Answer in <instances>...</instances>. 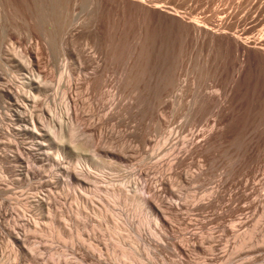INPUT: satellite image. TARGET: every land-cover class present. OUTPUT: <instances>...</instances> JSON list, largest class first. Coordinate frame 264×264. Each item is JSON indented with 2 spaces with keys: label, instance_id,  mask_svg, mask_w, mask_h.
<instances>
[{
  "label": "rangeland",
  "instance_id": "374dc122",
  "mask_svg": "<svg viewBox=\"0 0 264 264\" xmlns=\"http://www.w3.org/2000/svg\"><path fill=\"white\" fill-rule=\"evenodd\" d=\"M263 4L264 0H0V264H264V71L253 66L239 78L234 46L212 44L194 34L187 40L181 19L179 23V17L153 6L209 20L213 26L223 19L234 24L232 34L240 35L264 17ZM258 30L261 27L252 28L250 39L260 35ZM19 50L24 57L16 55ZM27 51L36 60L30 65L32 72L37 71L44 85L35 93V115L46 117L43 129L48 130L67 92L73 136L65 132L43 140L22 121L17 105L26 96L19 87L29 71L22 66L29 64ZM167 71L171 79L164 76ZM173 77L174 84H180L175 89ZM8 87L18 90L19 103L7 94ZM194 95H204L198 97L201 106L198 99L193 102ZM193 109L199 113L194 124ZM30 123L38 125L35 119ZM225 125L226 133L221 129ZM207 127L224 136L202 152L187 147L189 139L208 135L212 129ZM176 156L182 161L171 167ZM67 171H77L78 179ZM192 175L197 180H191ZM136 178L149 186L139 192L149 201L153 198L152 204H138L137 194L127 192ZM204 204L209 208L201 209Z\"/></svg>",
  "mask_w": 264,
  "mask_h": 264
},
{
  "label": "bare ground",
  "instance_id": "6f19581e",
  "mask_svg": "<svg viewBox=\"0 0 264 264\" xmlns=\"http://www.w3.org/2000/svg\"><path fill=\"white\" fill-rule=\"evenodd\" d=\"M141 1H143L144 2V0H141ZM255 2H257V1H255ZM264 5V4H263ZM155 8H159L160 10H163V11H165V12H167V13H169V14H171L172 16H174V17H179V23H180V19H181V24L183 25V29H184V31H185V35H186V37H187V40H188V38L192 35V34H194V35H196V37L200 40V39H203V40H205V39H210L211 41H212V44H214L213 43V41H215V42H217L219 45H221V46H224V47H226V48H230V47H232V46H234L236 49V54L238 55V57H239V60H240V62H239V70H238V72H236V73H238V76H239V78H241L242 76H244L245 75V73L246 72H248L249 71V69L251 68V67H253V66H256V67H259L260 68V70L261 71H264V17L263 18H261V19H259L255 24H254V26L253 27H250V26H252V25H250L249 27H245L244 29H243V31L240 33V35H235V34H232L231 32H233L232 30H233V27H234V24H228L227 22H225L223 19L221 20V22H219L217 25H215V26H213L211 23H210V21L209 20H201V19H198V18H192V17H186L185 15H181V14H179L178 13V11H176L177 13H174V12H168V10H166V9H164L163 8V6H159V5H153ZM254 6V5H253ZM250 8V7H249ZM262 8V7H261ZM226 12V11H225ZM232 12V11H231ZM248 13V12H247ZM220 16V15H219ZM227 16V15H226ZM222 17H223V15H222ZM257 17V16H256ZM225 18V17H224ZM176 19V18H175ZM221 19V18H220ZM253 20V19H252ZM230 21H231V19H230ZM251 22V21H250ZM256 26H258V27H261V30L259 31L260 32V35L259 36H257V37H255V38H253V39H250V37H249V35H250V33L252 32V28H254V27H256ZM239 27V26H238ZM96 28V27H95ZM97 30V29H96ZM238 30H241V29H238ZM231 31V32H230ZM98 32H100V31H98ZM234 32H236V31H234ZM258 33V32H257ZM183 35V34H182ZM184 36V35H183ZM251 36V35H250ZM256 36V35H255ZM196 38V39H197ZM182 41H184V39L182 40ZM199 43H200V41H199ZM108 47V46H107ZM110 47V46H109ZM181 48V47H180ZM184 48V47H183ZM196 48H197V46H196ZM212 48V47H211ZM108 50H109V48H107ZM26 50V49H25ZM33 50V49H32ZM108 50H106L107 52V54L109 53V51ZM17 51V50H16ZM28 51H29V49H28ZM26 52V54L28 55L27 56V58L29 59V64L26 66V63H25V65H22L23 66V68L24 69H26V70H29L28 71V75H25L24 77H21L22 78V81L20 82L21 83V85H20V87L19 88H21V90H23V92L25 91V94H26V96L24 97V99L23 100H21V104H18L17 106L20 108V115H22V114H24L23 116H21V119H22V121H24V123H25V126L26 125H28L29 127V129L30 130H32V131H35L36 133H37V136L41 139V138H43V140H45L47 137L48 138H54L55 139V136H58L59 134H60V136H61V134H64V135H66L65 134V132H68L69 133V136H73L74 135V128H73V124H72V119H71V114H70V110H71V106H70V103H69V101H68V93L66 92L65 93V99H66V102H65V105L63 106V108L61 109L62 111H61V113H60V115L58 114V112H56V114H54L53 116H52V118H51V123H49L47 126H48V130H45V129H43L44 128V123H45V118H41L40 116H38V114L37 115H35V113H34V111H35V108H36V106L38 105V102H39V99H37V96L35 95V93H37V95H38V92H40L42 89H43V86L44 85H42V79H41V77L40 76H38L36 73H37V71H35V74L37 75H35L32 71H33V69H31V66L32 65H35V59H34V57L30 54H28V53H30V52ZM34 51V50H33ZM183 52V51H182ZM17 54L16 55H19V57H24V54H22V53H25V52H21V50H19L18 52H16ZM36 53V52H35ZM38 53V52H37ZM15 54V53H14ZM39 54V53H38ZM106 54V55H107ZM37 56V55H36ZM96 56V55H95ZM103 56V55H102ZM101 56V57H102ZM108 56H109V54H108ZM18 57V58H19ZM26 57V56H25ZM89 58H90V56H88ZM93 58H94V56H92ZM92 57H91V59H92ZM98 57H99V55H98ZM97 57V58H98ZM84 58V57H83ZM87 58V57H86ZM85 58V59H86ZM209 58V57H208ZM90 59V60H91ZM95 59V58H94ZM94 59L92 60V63H94L93 61H94ZM187 59V58H186ZM108 60H110V59H108ZM130 60V59H129ZM159 60V59H158ZM184 60V59H183ZM209 60V59H208ZM87 61H89V59L87 60ZM218 61V60H217ZM23 62V61H22ZM39 62V61H38ZM41 62V61H40ZM97 62V61H96ZM98 62H100L99 60H98ZM97 62V64H99ZM88 63H91V62H88ZM215 63V62H214ZM164 64H166V63H164ZM173 64V63H172ZM191 64H192V62H191ZM31 65V66H30ZM68 65V64H67ZM81 65V64H80ZM99 66V65H98ZM102 66V65H101ZM228 66V65H227ZM33 67V66H32ZM38 67H40L39 65H38ZM64 67V66H63ZM66 67V66H65ZM97 67V66H96ZM95 67V68H96ZM94 68V67H93ZM170 68V67H169ZM169 68H168V70H169ZM61 69V68H60ZM67 69H68V67H67ZM171 69H172V71H173V67H171ZM177 69V68H176ZM188 69H190V68H188ZM235 69H236V67H235ZM36 70V69H35ZM38 70V69H37ZM31 71V72H30ZM65 71V70H64ZM97 71V70H96ZM171 71V70H170ZM171 71V72H172ZM212 71V70H211ZM219 71V70H218ZM235 71V70H234ZM39 72V71H38ZM174 72H176V71H174ZM64 73V72H63ZM94 73H96V72H94ZM104 73V72H103ZM102 73V74H103ZM177 73V72H176ZM235 73V74H236ZM3 74V73H2ZM42 74V73H41ZM44 74V73H43ZM96 74H98V73H96ZM102 74L100 73V78L101 77H103L102 76ZM166 75L167 74H169V71H167V73H165ZM214 74H217V73H214ZM39 75H40V73H39ZM70 75V74H69ZM159 75V74H158ZM164 75L165 77H169L170 75H171V73H170V75ZM224 75V74H223ZM4 76V75H3ZM88 76V75H87ZM98 75H96V77H97ZM161 76V75H160ZM177 76V75H176ZM235 75H233V77H234ZM90 77V76H89ZM6 78V77H5ZM44 78H45V75H44ZM163 78V77H162ZM174 78V80H173V85H171V84H169V85H171V86H173V88L175 89V86L177 85H179L180 86V84H174V81H176V79H175V77H173ZM213 78V77H212ZM212 78H211V80H212ZM236 78V77H235ZM7 79V78H6ZM46 79V78H45ZM44 79V80H45ZM64 79V78H63ZM70 79V78H69ZM103 78H101L100 80H102ZM168 79H171V78H168ZM217 79V78H216ZM220 79V78H219ZM232 79H234V78H232ZM10 80V79H9ZM71 80V79H70ZM73 80V79H72ZM237 80V79H236ZM13 80H11V82H12ZM63 81H66L65 79L63 80ZM103 81H104V79H103ZM168 81V80H167ZM188 80L186 79V81H185V83L187 82ZM215 81V80H214ZM3 82V81H2ZM1 81H0V84L2 83ZM101 82V81H100ZM169 82V81H168ZM172 81H170V83H171ZM228 82V81H227ZM232 82V81H231ZM6 83H8V82H6ZM14 83V82H13ZM64 83H66V82H64ZM75 83V82H74ZM74 83H72L73 85H74ZM90 83H91V81H90ZM176 83V82H175ZM184 83V82H183ZM182 83V84H183ZM184 83V84H185ZM218 83V82H217ZM235 83V82H234ZM236 83H237V81H236ZM235 83V84H236ZM9 84V83H8ZM7 84V85H8ZM51 84H52V82H51ZM70 84V83H69ZM68 84V85H69ZM92 84V83H91ZM161 84H162V79H161ZM164 84V83H163ZM167 84V83H166ZM181 84V85H182ZM214 84V83H213ZM212 84V85H213ZM6 85V84H5ZM5 85H3L4 86V88H5ZM14 85V84H13ZM54 85V84H53ZM63 85V84H62ZM67 84L65 85V87L66 86H68ZM157 85H158V83H157ZM160 85V84H159ZM169 85L167 84V86H168V89L171 87H169ZM186 85V84H185ZM206 85V84H205ZM208 85V84H207ZM217 85V84H216ZM230 85H232V83L230 84ZM230 85H228V86H230ZM2 86V87H3ZM15 86V85H14ZM102 86V85H101ZM165 86V85H164ZM166 86V87H167ZM178 86V87H179ZM199 86V85H198ZM60 87V86H59ZM71 87H72V85H71ZM70 87V88H71ZM159 87V86H158ZM160 87H161V85H160ZM182 87V86H181ZM184 87V86H183ZM182 87V88H183ZM195 87V86H194ZM203 87V86H202ZM1 88V87H0ZM10 87H8V89H9ZM12 88V87H11ZM10 88V89H11ZM55 88V87H54ZM68 88V87H67ZM66 88V89H67ZM182 88L180 89V90H182ZM186 88V86L184 87V89ZM201 88V87H200ZM204 88V87H203ZM203 88H201L200 89V91H202V89ZM206 88H208L209 89V86H207ZM212 88V87H211ZM234 88V87H233ZM2 89V88H1ZM6 90V92H7V94L11 97V98H13V100H16V101H18L17 103H19V92H18V90L17 91H15L14 89V91H11V90ZM16 89H17V87H16ZM47 89V88H46ZM60 89V88H59ZM69 89V88H68ZM162 89V88H161ZM167 89V88H166ZM167 89V90H168ZM217 89V88H216ZM226 89H228V88H226ZM61 90H63V89H61ZM61 90H58L60 93H61ZM72 90V89H71ZM158 90V89H157ZM167 90H162V91H167ZM196 90H198V89H196ZM214 90V89H213ZM218 90H220V89H218ZM5 91V90H4ZM64 91V90H63ZM62 91V92H63ZM102 91V90H101ZM199 91V92H200ZM215 91V90H214ZM221 91V90H220ZM228 91V90H227ZM226 91V92H227ZM232 91V90H231ZM42 92V91H41ZM52 92V91H51ZM55 91H53V93H54ZM75 92V91H74ZM209 93V90H206V92L205 93ZM211 92H212V90H211ZM219 92V91H218ZM57 93V92H56ZM73 93V92H72ZM164 93V92H163ZM195 93V92H194ZM213 93V92H212ZM224 93V92H223ZM232 93V92H231ZM4 94V93H3ZM42 94V93H41ZM168 94H170V93H168ZM196 94H197V92H196ZM199 94V93H198ZM216 94H221V93H216ZM227 94H228V92H227ZM44 95V94H43ZM50 95H51V93H50ZM72 95V94H71ZM162 95V99H163V94H161ZM175 95V94H174ZM214 95V94H213ZM229 95H231V94H229ZM228 95V96H229ZM2 96V95H1ZM5 96V95H4ZM40 96V95H39ZM73 96V95H72ZM177 96V95H176ZM182 96V95H181ZM200 96V95H199ZM199 96H197V98H195L196 97V95H194V101L193 102H195L196 101V99H198V101H199ZM202 96V95H201ZM206 96H207V94H206ZM209 96H211L210 94H209ZM215 96V95H214ZM3 97V96H2ZM52 97V96H51ZM57 97V96H56ZM62 97V96H61ZM60 97V98H61ZM64 97V96H63ZM69 97H70V95H69ZM199 97V98H198ZM202 97H204V95L202 96ZM201 97V98H202ZM225 98L227 97V95H225L224 96ZM21 98V97H20ZM58 98V100H59V97H57ZM77 98V97H76ZM75 98V99H76ZM200 98V99H201ZM205 98H207V97H205ZM212 98V97H211ZM221 98H222V95H221ZM228 98V97H227ZM6 99V98H5ZM118 99V98H117ZM161 99V98H160ZM41 100H43V99H41ZM41 100H40V103H41ZM74 100V99H73ZM210 99H209V97H208V100L207 101H209ZM218 100H220V99H218ZM222 100V99H221ZM227 100H229V99H227ZM4 101V100H3ZM70 101H71V99H70ZM173 101H175V100H173ZM197 101V102H198ZM202 101V100H201ZM203 101H204V98H203ZM207 101H206V103H207ZM223 101H225V100H223ZM8 102L10 103V101H9V99H8ZM12 102V101H11ZM116 102V101H115ZM210 102V101H209ZM208 102V103H209ZM220 102V101H219ZM218 102V103H219ZM227 103H228V101H226ZM56 103V102H55ZM58 103H60V102H58ZM168 103V102H167ZM199 103H201L200 101L198 102V104H197V106L199 105V106H201ZM205 103V104H206ZM213 103H214V101H213ZM220 103H222V101L220 102ZM220 103H219V105H218V107L220 106V107H222L221 105H220ZM4 104H5V102H4ZM190 104H192V102H190ZM189 104V106H191ZM193 104H195V103H193ZM223 104V103H222ZM224 104H225V102H224ZM229 104V103H228ZM14 105V104H13ZM63 104H61V106H62ZM179 105V104H178ZM210 105H212V104H210ZM210 105L208 106V104H207V106L205 105L204 106V104H203V106L204 107H206V108H208V107H210ZM226 105V104H225ZM230 105V104H229ZM51 106V105H50ZM79 106V105H78ZM161 106V105H160ZM173 106V105H172ZM213 106V105H212ZM211 106V107H212ZM3 107V106H2ZM17 107V108H18ZM42 107H43V105H42ZM46 107H48V106H46ZM193 107L195 108V106L193 105ZM203 107V108H204ZM218 107H217V104H216V107L215 108H217L218 109ZM225 107V106H224ZM44 108H45V106H44ZM59 108V107H58ZM191 108V107H190ZM199 108H202V107H199ZM203 108H202V112H203ZM206 108H205V110H206ZM214 108V109H215ZM16 109V108H15ZM55 109H56V106H55ZM78 109V108H77ZM192 109V108H191ZM190 109V111H192ZM220 109V108H219ZM17 110V109H16ZM76 110V109H75ZM74 110V111H75ZM194 110V109H193ZM221 110H222V108H221ZM38 111H39V109H38ZM43 111V110H42ZM201 111V110H200ZM213 111V110H212ZM215 111H218V110H215ZM224 111V110H223ZM231 111H232V109H231ZM18 112V111H17ZM40 112V111H39ZM188 113H189V110L187 111ZM194 112H195V110H194ZM194 112L193 113H191L192 115L194 114ZM199 112V111H198ZM202 112H201V114H202ZM205 112V111H204ZM222 112V111H221ZM228 112V111H227ZM12 113V112H11ZM22 113V114H21ZM45 113V112H44ZM54 113H55V111H54ZM113 112H111V114H112ZM223 113V112H222ZM221 113V114H222ZM50 114H52V113H50ZM190 114V115H191ZM195 114H196V112H195ZM198 114L199 113H197L196 115H191V117H190V120H192V124H194L195 122L193 121V120H196V118H195V116L197 117L198 116ZM200 114V115H201ZM214 114V113H213ZM228 114V113H227ZM9 115H11V114H9ZM40 115V114H39ZM199 115V116H200ZM203 115V114H202ZM206 115V114H205ZM211 115H212V112H211ZM215 115V114H214ZM218 115H220V110H219V112H218ZM218 115H217V117H216V115H215V117H214V119L216 120V118L218 119ZM208 117H210L209 116V113H208V115H207ZM221 116V115H220ZM219 116V117H220ZM51 117V116H50ZM50 117H48L49 119H50ZM95 117V116H94ZM189 117H188V119H189ZM226 117V116H225ZM10 118V117H9ZM76 118V117H75ZM195 118V119H194ZM207 118V117H206ZM213 118V117H212ZM211 118V119H212ZM223 118V117H222ZM36 120V122L38 123V125H30L31 123H30V120ZM159 119V118H158ZM202 119V118H201ZM200 119V120H201ZM205 119V117L202 119V120H204ZM210 119V118H209ZM202 120H201V122H202ZM220 120V119H219ZM222 120V119H221ZM224 120V119H223ZM234 120V119H233ZM232 120V121H233ZM47 121H48V119H47ZM205 121H207V120H205ZM50 122V121H49ZM101 122V121H100ZM191 122V121H190ZM198 122V121H197ZM196 122V123H197ZM209 122V121H208ZM207 122V123H208ZM218 122V121H217ZM222 122V121H221ZM48 123V122H47ZM77 123V122H76ZM188 123V122H187ZM199 123V122H198ZM215 123V122H214ZM213 123V124H214ZM10 124V123H9ZM17 124V123H16ZM33 124V123H32ZM162 124V123H161ZM204 124V123H203ZM203 124H201V125H203ZM227 124V123H226ZM78 125V124H77ZM197 125H200V123L199 124H197ZM196 125V126H197ZM205 125H206V122H205ZM210 125V124H209ZM231 125H232V122H231ZM1 126V125H0ZM22 126V125H21ZM194 127H195V125H193ZM207 126V125H206ZM211 126V125H210ZM218 126V125H217ZM223 126V125H222ZM226 126V125H225ZM221 127V129L222 128H224V129H226L227 128V126L226 127ZM16 127V126H15ZM194 127H193V129H194ZM202 127V126H201ZM219 127V126H218ZM257 127V126H256ZM25 128V127H24ZM46 128V127H45ZM196 128V127H195ZM204 128V127H203ZM215 128V127H214ZM213 128V129H214ZM3 129V128H2ZM2 129H1V127H0V130L2 131ZM79 129V128H78ZM177 129V128H176ZM193 129H192V131H193ZM199 129V128H198ZM206 129V128H205ZM207 129H209V127H207ZM206 129V130H207ZM210 129H212V128H210ZM209 129V130H210ZM211 130L210 132H209V134L208 135H206V136H204L203 137V135H202V137L201 138H198V136L197 137H193V139L190 141V139H189V143H188V145H187V147L189 146V145H192L193 146V148L195 149H197V150H199V152H202V151H205L206 149H209L210 147H212L213 146V144H216L215 143V141H217L218 140V138H219V136H220V134H221V136H224L223 134H224V132H225V130L224 129H222L224 132H223V134L221 133V132H219L220 130H218V131H216V130ZM220 129V128H219ZM248 129V128H247ZM4 130V129H3ZM21 130H23V129H21ZM24 130H27V128L26 129H24ZM97 130V129H96ZM99 130V129H98ZM202 130V129H201ZM208 130V131H209ZM79 131V130H78ZM186 131V130H185ZM199 131V130H198ZM198 131H197V133H198ZM205 131V130H204ZM208 131H207V133H208ZM255 131V130H254ZM254 131H251L252 133L251 134H254L255 132ZM172 132V131H171ZM187 132V131H186ZM190 132V131H189ZM196 132V131H195ZM254 132V133H253ZM19 133V132H18ZM78 133V132H77ZM192 133V132H191ZM206 133V131H205V134H207ZM226 133V132H225ZM248 133V132H247ZM199 134V133H198ZM202 134V133H201ZM204 134V133H203ZM15 135V134H14ZM64 135H62V137L64 136ZM90 135V134H89ZM170 135V134H169ZM175 135V134H174ZM173 135V136H174ZM190 135V134H189ZM188 136V135H187ZM191 136V135H190ZM189 136V137H190ZM250 136H252V135H250ZM249 136V137H250ZM65 137V136H64ZM78 137V136H77ZM94 137V136H93ZM172 137V136H171ZM178 137V136H177ZM241 137V136H240ZM255 137H256V135H255ZM263 137H264V135H263ZM15 138V137H14ZM60 138V137H59ZM59 138H58V140H59ZM66 138V137H65ZM73 138L74 137H72L71 139H70V142H69V144H71V146H72V143L71 142H73ZM192 138V137H191ZM198 138V139H197ZM221 138V137H220ZM248 138V137H247ZM63 139V138H62ZM61 139V140H62ZM173 139H174V137H173ZM173 139H171V141L173 140ZM176 139V138H175ZM179 139V138H178ZM186 139H187V137H186ZM223 139V138H222ZM39 140V139H38ZM57 140V139H56ZM57 140V141H58ZM67 140L68 139H66V141L65 142H67ZM177 140V139H176ZM182 140V139H181ZM184 140V139H183ZM252 141H253V139H251ZM258 140V139H257ZM32 141V140H31ZM77 142H78V140H76ZM168 141V140H167ZM221 141V140H220ZM244 141V140H243ZM258 141H260V139L258 140ZM40 142V141H39ZM46 142V141H45ZM60 142V141H59ZM188 142V141H187ZM233 142V141H232ZM44 143V142H43ZM42 143V144H43ZM61 143H64V142H62L61 141ZM75 143V142H74ZM222 143V141L220 142V144ZM252 143V142H251ZM260 143V142H259ZM35 144V143H34ZM65 144V143H64ZM64 144H62V145H64ZM68 144V145H69ZM170 144V143H169ZM185 144H186V142H185ZM45 145V144H44ZM66 145V144H65ZM80 145H82V143L80 144ZM84 145V144H83ZM176 145L177 146H179V141H178V144L176 143ZM75 146H77V145H75ZM181 146V145H180ZM179 146V148H181ZM216 146V145H215ZM215 146H214V148H215ZM80 147V146H79ZM83 147V146H82ZM170 147V146H169ZM174 147V146H173ZM223 147V146H222ZM19 148V147H18ZM35 148V147H34ZM84 148V147H83ZM122 148V147H121ZM179 148H178V150H179ZM192 148V149H193ZM262 148V147H261ZM261 148H260V150H261ZM35 149H38V148H35ZM77 149H79L78 148V146H77ZM113 149H114V147H113ZM188 149V148H187ZM191 149V148H190ZM213 149V148H212ZM47 150V149H46ZM81 150H82V148H81ZM112 150V149H111ZM122 150V149H121ZM165 150V149H164ZM171 150V149H170ZM173 150V149H172ZM171 150V151H172ZM176 150V149H175ZM197 150H193L192 152V154H195L194 153V151L195 152H197ZM253 150V149H252ZM60 151V150H59ZM76 151V150H75ZM117 151V150H116ZM115 151V152H116ZM118 151H120L119 149H118ZM124 151H125V149H124ZM169 151V150H168ZM180 151V150H179ZM209 151V150H208ZM264 151V150H263ZM262 151V152H263ZM25 152V151H24ZM42 152V151H41ZM40 152V153H41ZM110 152H113V150L112 151H110ZM114 152V153H115ZM126 152V151H125ZM177 153H178V151H176ZM212 152V151H211ZM211 152H209V153H211ZM39 153V152H38ZM43 153V152H42ZM51 153V152H50ZM54 153V152H53ZM61 153V152H60ZM59 153V154H60ZM108 153V152H107ZM207 152H205L204 153V155L206 154ZM217 153H218V151H217ZM246 153V152H245ZM249 153V152H248ZM252 153V152H251ZM262 154L261 153V151L260 152H258V154ZM23 154V153H22ZM48 154V153H47ZM58 154V155H59ZM120 154H122V152L120 153ZM119 154V155H120ZM198 153H196L195 155H197ZM259 154V155H260ZM57 155V156H58ZM109 155V154H108ZM122 155H124V154H122ZM174 155V154H173ZM180 155V154H179ZM203 155V156H204ZM249 155V154H248ZM258 155V156H259ZM264 155V154H263ZM21 156V155H20ZM56 156V157H57ZM61 156V155H60ZM184 156H185V153H184ZM183 156V157H184ZM187 157L189 156V155H186ZM190 156H191V152H190ZM202 156V155H201ZM261 156V155H260ZM260 156L257 158L258 159V162H259V160H260ZM125 157H126V155H125ZM180 156H176L173 160H171L170 162V164H171V167H173L174 165H176L177 164V162L178 161H180V158H179ZM182 157V156H181ZM183 157L181 158V159H183ZM186 157V158H187ZM59 158V157H58ZM57 158V159H58ZM114 158V157H113ZM127 158V157H126ZM173 158V157H172ZM43 159H44V157H43ZM60 159V158H59ZM256 159V160H257ZM255 160V159H254ZM262 160V159H261ZM58 161H60V160H58ZM182 161V160H181ZM180 161V162H181ZM184 161V163H185V161H186V159L185 160H183ZM44 162H45V160H44ZM122 162V161H121ZM28 163V162H27ZM60 163H62V161L60 162ZM83 163V162H82ZM160 163V162H159ZM158 163V164H159ZM183 163V162H182ZM181 163V164H182ZM180 163H178V165H179ZM180 164V165H181ZM258 164V163H257ZM27 165V164H26ZM44 165V164H43ZM82 165V164H81ZM28 166V165H27ZM177 166V165H176ZM176 166H174V167H176ZM253 166V165H252ZM60 167H61V165H60ZM159 167V166H158ZM176 168H174V170H175ZM66 170H68V169H66ZM28 171H29V169H28ZM86 171V170H85ZM142 171V170H141ZM172 171V170H171ZM207 171V170H206ZM68 172V175L70 176V177H72L73 179H78V175L76 174L77 173V171H76V173H74V172H72V171H67ZM176 172V171H175ZM202 172V171H201ZM78 173H80V175H81V173L82 172H78ZM139 173V172H138ZM145 173V172H144ZM140 174H141V172H140ZM184 175H185V173H183ZM195 174H197V176L198 175H200V174H198V172L197 173H195ZM80 175H79V177H80ZM134 175V174H133ZM136 175V174H135ZM138 175V174H137ZM144 174L142 173V176H143ZM171 175V174H170ZM169 175V176H170ZM176 175V174H175ZM180 175H182V173H180ZM190 175V174H189ZM177 176H178V174H177ZM197 176L195 177V178H197ZM188 177H190V176H188ZM200 177V176H199ZM81 178V177H80ZM140 178H141V176H140ZM139 178V179H140ZM161 178V177H160ZM171 178H173V173H172V177ZM180 178H183V176L182 177H180ZM194 178V179H195ZM82 179V178H81ZM139 179H135L134 181L132 180V182H133V185H131L130 186V188H129V190L127 191L128 193H131L132 191L133 192H135L137 195H138V192L142 189H148L149 188V186H146L145 185V182L143 181V183H141L140 181H139ZM162 179V178H161ZM165 179H167L166 177H164V180ZM188 179V178H187ZM193 179V175H192V179L191 180H194ZM162 181V184H164L163 182H165V181ZM168 180V179H167ZM174 180H175V177H174ZM195 180H197V179H195ZM158 181H159V179H158ZM169 181H171V180H169ZM189 181V180H188ZM175 182V181H174ZM165 183H167V182H165ZM130 185V184H129ZM128 185V186H129ZM168 185H170V183H168ZM222 185V184H221ZM160 186V185H159ZM165 185H163V187H164ZM171 186V185H170ZM161 187V186H160ZM255 187V186H254ZM128 188V187H127ZM151 188V187H150ZM155 188V187H154ZM169 188V187H168ZM171 188V187H170ZM125 189V188H124ZM164 189V188H163ZM166 189V188H165ZM164 189V190H165ZM120 190V189H119ZM122 190H123V188H122ZM154 189H151V191H153ZM114 191V190H113ZM124 191V190H123ZM144 191V190H143ZM155 191V190H154ZM217 191H219V190H217ZM156 192V191H155ZM158 192V191H157ZM163 192V191H162ZM161 191L159 192V193H162ZM167 192V193H166ZM166 194H168V191L166 190ZM214 192H216V191H214ZM221 192V191H220ZM115 193V192H114ZM113 193V194H114ZM117 193H119V192H117ZM123 193V192H122ZM126 193V192H125ZM218 193V192H217ZM216 193V194H217ZM221 194V193H220ZM115 195V194H114ZM124 195H126V194H124ZM135 195V194H134ZM136 195V197H137V203L138 204H140V203H151L150 201L152 200L153 201V198L152 199H150V201L148 200V197L146 198V196H147V194H145V196H144V194H142V192H141V194H140V192H139V195L137 196ZM156 195V198L157 199H159L160 200V196L158 195V194H155ZM214 195V194H213ZM218 195V194H217ZM222 195V197H224L223 196V194H221ZM40 197V196H39ZM135 197V196H134ZM132 198V200H135V198ZM150 197V196H149ZM213 197V196H212ZM214 197H216V195L214 196ZM219 198H222V197H220V196H218ZM218 197L216 198V199H218ZM42 198H45V197H42ZM151 198V197H150ZM129 199H131L130 198V196H129ZM161 199H162V196H161ZM183 199V198H182ZM213 199H215V198H213ZM223 199V198H222ZM225 199V198H224ZM42 200V199H41ZM44 200V199H43ZM155 200V199H154ZM162 201V200H161ZM40 202V201H39ZM44 202V201H43ZM42 202V203H43ZM48 202V201H47ZM155 202V201H154ZM211 202H214V200L213 201H211ZM156 203V202H155ZM157 203H159V202H157ZM156 203V204H157ZM163 203V202H162ZM182 203V202H181ZM180 203V204H181ZM209 203V202H208ZM207 203V204H208ZM216 203V202H215ZM214 203V204H215ZM40 204V203H39ZM152 204V203H151ZM169 204V203H168ZM171 204V203H170ZM203 203H201V205H202ZM213 203L210 205V204H208L209 206H212V205H214ZM181 205H183V204H181ZM180 205V206H181ZM185 205H187V204H185ZM145 206H148V205H145ZM163 206L164 205H162V208H163ZM200 206V205H199ZM198 206V207H199ZM216 206V205H215ZM175 207V206H174ZM177 207V206H176ZM175 207V208H176ZM182 207V206H181ZM184 207H186V206H184ZM201 207V206H200ZM158 208H159V205H158ZM168 209H170V210H172V211H174V208H173V206H168L167 207ZM178 208V207H177ZM203 208H209V207H206L205 206V204H204V207L202 206L201 207V209H203ZM161 209V208H160ZM180 209V208H179ZM178 209V210H179ZM176 211H178L177 209H175ZM181 210V209H180ZM169 211V210H168ZM175 212V211H174ZM103 213V212H102ZM171 213V212H170ZM169 213V214H170ZM104 214V213H103ZM158 214L160 215V216H163V214H165V213H163V210H158ZM172 214H173V212H172ZM176 214V212L174 213V215ZM166 215V214H165ZM172 216V215H171ZM165 217V216H164ZM167 217V216H166ZM177 217V216H176ZM174 218V217H173ZM170 220V219H169ZM245 220H247V219H245ZM243 221V220H242ZM249 221V220H248ZM242 223H244V222H242ZM245 224V223H244ZM14 231V230H13ZM17 234H19V233H17ZM21 234V233H20ZM22 235V234H21ZM213 238V237H212ZM22 239V238H21ZM21 239L19 238V236L18 235H16V236H14V240L16 241V242H18V243H20L21 242ZM25 239V238H24ZM199 241H201V240H199ZM25 242H27V241H25ZM25 242H24V244H25ZM197 242H198V239H197ZM199 244H202V242L200 243V242H198ZM198 245V244H197ZM195 246H196V243H195ZM201 247H202V245H201ZM27 248V247H26ZM34 248V247H33ZM21 250V249H20ZM29 250V249H28Z\"/></svg>",
  "mask_w": 264,
  "mask_h": 264
}]
</instances>
